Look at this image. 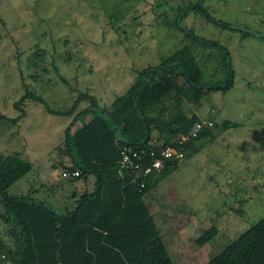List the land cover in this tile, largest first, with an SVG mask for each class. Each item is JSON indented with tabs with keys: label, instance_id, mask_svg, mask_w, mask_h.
Masks as SVG:
<instances>
[{
	"label": "rangeland",
	"instance_id": "1",
	"mask_svg": "<svg viewBox=\"0 0 264 264\" xmlns=\"http://www.w3.org/2000/svg\"><path fill=\"white\" fill-rule=\"evenodd\" d=\"M185 45L209 83L233 85L208 93L198 110L188 104L218 125L215 138L144 199L174 263L205 264L264 217V0H0V114L19 116L14 105L27 85L56 111L71 109L82 93L114 109L141 70ZM24 109L17 124L0 120V154L19 152L33 164L7 194L57 214L72 210L95 182L93 175L63 176V164H71L66 129L76 113L52 114L34 100ZM91 118L87 113L72 130ZM227 122L234 126L224 129ZM212 226L218 235L198 245Z\"/></svg>",
	"mask_w": 264,
	"mask_h": 264
},
{
	"label": "trees",
	"instance_id": "2",
	"mask_svg": "<svg viewBox=\"0 0 264 264\" xmlns=\"http://www.w3.org/2000/svg\"><path fill=\"white\" fill-rule=\"evenodd\" d=\"M192 8L204 11L202 6ZM185 32L201 41L189 30ZM232 85L231 80L226 85L209 83L190 45L181 47L160 66L141 70L114 109L103 108L95 96L82 93L71 109L56 111L27 85L26 95L14 105L19 116L0 114V120L17 124L27 114V100L45 105L52 114L76 113L65 135L64 150L71 164L63 167L80 171L71 180L87 181L93 175L94 189L81 192L76 206L61 214L30 197L8 196L7 190L31 172L33 164L19 152L0 154V206L4 207L0 214V264H175L144 198L181 161H167L160 171L137 176L131 169L120 172L121 150L124 146L149 149L157 133L164 148L178 147L185 158L199 152L205 147L203 142L215 138L218 125L205 127L190 143L180 144V135L191 134L208 121L188 104L198 110L208 93ZM83 102L88 107L76 112ZM87 113L92 118L73 131L74 124ZM230 126L233 123L222 125L224 129ZM217 235L218 227L212 226L196 242L204 246ZM205 264H264V217Z\"/></svg>",
	"mask_w": 264,
	"mask_h": 264
},
{
	"label": "built area",
	"instance_id": "3",
	"mask_svg": "<svg viewBox=\"0 0 264 264\" xmlns=\"http://www.w3.org/2000/svg\"><path fill=\"white\" fill-rule=\"evenodd\" d=\"M213 121H205L197 126L195 131L188 135H180L179 143H190L192 138L196 137L199 131L205 127H213ZM151 147L149 149H134L131 146H124L121 150V167L120 172L124 170H133L137 176H147L154 172L160 171L167 161L180 162L185 159V152L174 146L163 147V141L158 137H153L150 141ZM80 171H63L64 177H77Z\"/></svg>",
	"mask_w": 264,
	"mask_h": 264
},
{
	"label": "water",
	"instance_id": "4",
	"mask_svg": "<svg viewBox=\"0 0 264 264\" xmlns=\"http://www.w3.org/2000/svg\"><path fill=\"white\" fill-rule=\"evenodd\" d=\"M247 33L257 35V33H254L252 31H248ZM98 111H102V110L99 108ZM148 136H149V134L147 133V138H148Z\"/></svg>",
	"mask_w": 264,
	"mask_h": 264
}]
</instances>
